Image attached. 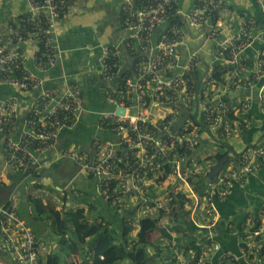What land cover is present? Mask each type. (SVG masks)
Here are the masks:
<instances>
[{"label": "built area", "instance_id": "1", "mask_svg": "<svg viewBox=\"0 0 264 264\" xmlns=\"http://www.w3.org/2000/svg\"><path fill=\"white\" fill-rule=\"evenodd\" d=\"M21 1L27 6L26 15L18 23L11 21L6 35L0 33V86L14 88L28 97L24 99L28 103L25 110L22 96L0 98L5 163V170L0 169V188L5 185L10 188L9 199L0 204V253L7 252L13 264H52L43 261L47 247L38 241L20 211L17 204L19 191L23 187L26 189L29 181H38L36 170L42 166L48 152L59 150L63 131L77 125L84 98L81 87L65 76L67 90L58 97L53 89L45 86L47 79L27 66L28 59H34L36 69L47 73L54 71L63 59V50L58 43L63 29L59 23L70 0ZM182 1L121 0L122 23L132 30L124 41L129 65L124 68L120 51L114 45L102 46L99 60L100 75L107 84L106 97L111 105V109L103 111L101 116L118 139L93 140L88 149L90 154L72 145L62 147L56 159L75 164L69 183L80 175L115 179L122 190L118 197L120 201L144 196L147 191L143 184L149 170L161 169L162 161L170 163L171 172L166 180L170 179L169 185L174 187L170 190L167 185L168 192L186 194L190 204L185 207L194 223L198 222L201 211H206L214 223L218 219L215 199H226L233 183L244 181L260 168L264 146L255 144L245 149L236 157L237 162L230 158L227 164L226 158L213 178L207 181L204 198L187 179L188 173L195 171L197 165L185 161L182 153L194 150L204 134H211L210 129L214 130L211 135L215 138L233 137L234 128L228 115L233 111L247 115L252 99L245 95L240 102L234 103L225 99L226 90H249L258 86L259 101L264 105V25L247 15L235 18L227 0H194L192 7H189L190 0L179 5ZM254 2L264 16V0ZM216 11L219 17L213 22L210 16ZM177 15L190 35L179 21L173 19ZM224 31L226 38L221 36ZM188 36L201 38L203 44L213 43L214 59L220 63L207 62L197 46L189 44ZM254 41L262 45L250 58L246 49ZM22 43H28L30 50H21L18 45ZM184 47L186 53L183 56L181 50ZM41 51L43 58L47 57L46 64L39 59L38 52ZM217 66L223 72L221 80L215 77ZM32 73L40 78L31 76ZM71 90L77 93L76 98L67 97ZM37 95H43L46 101L36 100ZM21 110L25 111V117L20 133L13 138L8 134L5 136ZM119 149L121 153H118ZM232 156L235 157L234 154L228 157ZM69 183L64 189L70 188L76 193ZM41 192L45 190L33 189L31 194L39 198ZM102 194L106 199L109 197L106 191ZM169 201L168 197L161 202L144 199L130 224L138 232L137 220L157 208L165 209ZM27 210L32 213L28 205ZM171 217L168 211L164 217L165 225H171ZM257 239L264 242V203L259 215L249 217L244 227L243 242L248 250H242L248 264H264L258 258L263 242L259 244ZM198 245H201L200 249L191 253L196 264H223L224 261L239 264V258L231 253L215 258L216 244L214 247L211 243ZM180 262L190 264L185 256H180ZM0 264L7 263L0 261Z\"/></svg>", "mask_w": 264, "mask_h": 264}, {"label": "crops", "instance_id": "2", "mask_svg": "<svg viewBox=\"0 0 264 264\" xmlns=\"http://www.w3.org/2000/svg\"><path fill=\"white\" fill-rule=\"evenodd\" d=\"M190 1L192 2L193 0ZM227 4L231 10V14L235 18L240 15H247L255 18L259 23L264 25V16L259 12L254 0H227ZM121 6V0H70L66 14L60 19L59 24L63 30L59 33L58 43L63 50V59L54 71L44 75L42 74V76L47 79L45 86L59 94H63L64 91L63 76L77 83L83 90L84 108L76 127L63 131L60 137L59 150L62 147L71 146L72 143L81 147L82 150H85L91 147L92 141L95 139L106 141L116 140V135L104 130L100 124L101 113L105 111V108L109 104L106 97L107 84L102 80L100 75L99 57L102 46L114 45L120 51L124 68L129 65L130 57L124 46V41L131 34L132 30L125 27L122 23ZM26 12L27 6L21 0H0V33L6 35L8 33V24L11 21L18 23L26 15ZM221 36L222 38H226V31ZM192 38L197 42L200 41L196 46L207 62H212L213 65L220 63L219 60L214 59L212 53L213 43L203 44L201 38ZM261 45L260 42L254 41L246 49L247 55L250 58L254 57ZM18 46L21 50H24L28 48L29 44L22 43ZM181 51L184 56L186 47L182 48ZM12 95H19V97L27 96V94L14 88L0 86V98ZM223 95L225 99L233 101L234 103L240 102L245 95L250 96L252 99L248 114L243 115V117L248 118L251 124L238 130L229 139L228 147L239 153L251 145L258 143L264 145V105L259 101L258 86H254L249 90L228 89ZM24 98L22 99L25 102L26 100ZM24 117L25 111L21 110V114L15 124V135L19 134L23 128ZM56 152H52L50 157L43 160L44 168L43 166L42 168L44 171L39 177L41 184L45 188L48 187L49 192L50 190H54L62 195L60 191H62L64 186L68 185L76 166L69 160H48L55 159ZM199 152L200 156H208L218 152H224V149L216 143V139H211L210 136L204 134L202 142L200 143ZM218 162L208 160L203 164L202 169L204 172L208 171L209 173L210 169ZM0 169L5 170L3 142L0 143ZM198 169L201 170V168ZM45 171L47 172L45 173ZM90 186H93L90 179L86 178L85 175L78 176L74 180V187L80 190V192L82 191V196L86 197L88 203L82 202L81 195L76 199L68 196L67 204L69 207H76L75 202L81 204L78 207H89V204H95L96 211L102 206H105L109 210L105 217L110 222L121 225L122 214L108 207L105 201L93 190L87 191L86 189ZM9 197L10 192L8 186L0 188V204L5 203ZM70 199L71 201H69ZM58 202L59 200L57 199ZM263 203L264 160L261 168L257 172L242 182L233 183L225 201L216 204L217 221L211 223L210 220L207 221L204 219L202 212L199 214L195 235L204 241L207 240L211 245H217V249L213 253L215 258L227 252L237 256L239 258V264H248L247 257L243 256L241 252L239 229L241 226L242 229L245 227L249 217H257L259 215ZM160 224H162L159 227L160 229L149 234V240L156 242L164 241L162 244H165L170 238L174 237L177 239V237L171 236L172 232L175 233L173 227L166 226L162 222ZM48 236L50 235L41 236V234L37 233V238L40 243H44L47 246L42 255V258L45 257V259L51 254V249L48 247V241L51 238ZM75 256L78 258L77 264H98L97 260L93 261L91 258H87V260L85 259L81 263L80 260L82 257L79 252L71 255L74 260H76ZM62 257L69 261V257L64 254H62ZM3 258L8 260V264H13L8 255L0 254V259ZM259 261L264 262V257H261ZM158 263L159 259L150 264Z\"/></svg>", "mask_w": 264, "mask_h": 264}, {"label": "trees", "instance_id": "3", "mask_svg": "<svg viewBox=\"0 0 264 264\" xmlns=\"http://www.w3.org/2000/svg\"><path fill=\"white\" fill-rule=\"evenodd\" d=\"M186 0H183L180 2L179 5H183V3ZM194 1V0H193ZM189 1V7L193 6L194 2ZM219 13L216 11L211 16L210 19L215 22L216 19H218ZM173 19L180 22V25L183 27L185 32H187V27L183 24V21L181 20L180 16H173ZM174 20H171V22H176ZM189 31V30H188ZM112 46V45H111ZM39 59L42 60L43 64H46L47 57L43 58L42 51L38 52ZM122 58V57H121ZM100 60V57H99ZM123 61V60H122ZM35 60L34 59H28L27 66L30 67L35 72L42 73L43 71H38L36 68V65H34ZM220 66H217L215 69V77L218 80H221L223 72L220 69ZM56 69V68H55ZM51 72V71H49ZM46 73V72H45ZM48 73V72H47ZM107 95V94H106ZM84 98V95H83ZM25 107H27L26 101ZM109 103V102H108ZM111 109V105L109 103V107L107 110ZM25 110V109H24ZM105 110V111H107ZM82 112V111H81ZM81 114V113H80ZM80 117V116H79ZM229 121L232 122V126L234 128L233 136L234 134L244 128L245 126H248L251 124V122L248 120V118L243 117L241 113H235L233 111L228 115ZM79 120V118H78ZM78 123V122H77ZM16 124V123H15ZM15 124L5 131V136L8 134L10 138L17 137V135L14 134ZM100 124L103 127L104 130H107L108 132L115 135L114 132H112V128L110 124L103 119L102 116H100ZM199 124V123H198ZM112 130V131H111ZM224 129H221L220 131H223ZM211 134L215 133L214 130L210 129ZM219 131L220 134H222ZM211 134H206L207 136H210L211 139H216V143L224 149V152H218L213 155H204L200 156L199 147L200 141L194 148V150L190 149L187 151V153L183 154V158L185 161H191L195 163L196 169L195 171H190L188 173V181L189 183L194 186L195 190L200 194L201 198H204L207 196V193L205 192V186L206 183L205 179L208 175V171L204 172L202 169L203 164L207 162L208 160L212 161H220L227 157L226 163L228 164V160L232 158L235 162H237L238 154L240 152L234 151L232 148L228 147L229 139H227L224 136H220L218 138H215ZM116 137V141H117ZM2 129L0 126V143L2 142ZM106 141V140H103ZM101 141V142H103ZM115 141V140H114ZM215 141V140H214ZM259 145L261 143H258ZM72 146H75L77 149L82 150L81 147L76 146V144L72 143ZM253 145L249 146L248 148H251ZM264 146V145H263ZM247 148V149H248ZM245 151V150H244ZM242 151V152H244ZM85 153H89L90 151L88 149H85ZM118 153H121V150H118ZM230 154H234L235 157H228ZM51 152H48L44 159H47L50 157ZM237 157V158H236ZM48 159V160H59L56 159ZM64 160V159H61ZM262 163L261 166L263 164ZM162 168H155L152 170H149V175H146V181L143 184L146 193L142 197H137L135 200H126V201H120L118 199L119 195L122 193V190L120 187H117V184L114 182L115 179H100L99 177H94L93 175H85L86 178L90 179L93 186H90L87 188V191L93 190L96 194H98L106 203V205L112 209H115L119 211L122 214V224L119 226H116L110 220L105 217L97 214L96 212H93V209H96L95 204H89V207H80L76 210L73 209V207H69V205L66 203L68 200V196L73 197V199L77 198L79 195H83L82 191L76 189V193L73 192H64L60 191L62 193L63 200V206L62 210H57L53 208L47 207L42 202V199L35 198L31 196V194H27L25 191H21L20 195L27 194L26 198L22 201L21 211L27 218L28 222L30 224L32 223H38V222H44L49 221L53 223V227L57 230L59 233V244L62 246L61 251L62 253L67 256L71 257L74 253H81V244L82 243H88V253H81L82 259L80 260L81 263L84 262V260L87 258H91L92 260L98 262V264H119L122 262H127L128 264H150L154 263L155 260L158 261V264H181L180 262V256H185L186 260L190 262V264H196V261L191 257V253L196 249L199 250L201 245H198L199 243H208L207 240H202L201 238L197 237L195 235V229L197 228V223H194V221L191 218L190 211L186 209L185 205L190 204L189 199L186 197V194H184L182 191H179L178 193L168 192V188L162 187V182H164L168 176V173L171 172V164L166 163L164 164L163 161ZM225 163V164H226ZM260 166V168H261ZM198 168H201L198 169ZM259 168V169H260ZM258 169V170H259ZM42 169H39L38 171L41 172ZM257 170V171H258ZM44 171V170H43ZM256 171V172H257ZM41 172L40 174H42ZM212 179V178H211ZM247 179V178H246ZM155 186H159L160 188H155ZM170 190L172 185H169ZM35 188H41V185L36 182L33 184V189ZM164 190V193L163 191ZM231 190V188H230ZM107 193L109 196L107 199L102 194L103 192ZM158 191V193H156ZM85 194V193H84ZM170 198V201L166 203L165 210L164 208H157L156 210H153L151 213H145L142 215L139 220V226L140 229L138 232L134 229V226L130 224L131 221H133L135 218L134 216L139 213V210L137 211L139 205L142 203L144 199L150 201L154 200L157 201H164V198ZM216 204L219 202L225 201L216 198ZM28 203L32 209L33 214L30 215L27 209H25V203ZM168 207V209H167ZM208 210V209H207ZM170 212V215L173 217V221L175 224H167L166 226L173 227V231L171 236H175L176 238H170L168 241H166L165 244L159 245V242L151 241L149 240L148 236L150 233L154 232L159 228L158 223L164 222V217L166 216L167 212ZM209 211V210H208ZM202 212V211H201ZM200 212V213H201ZM64 213V216H63ZM199 213V214H200ZM204 214V219L207 221H211L212 219L210 215L205 211L202 212ZM198 214V216H199ZM171 217V218H172ZM198 218V217H197ZM114 229H118L119 234H116ZM68 230L71 233V239H67L64 235V232ZM194 234V235H193ZM243 235H244V227L242 229V226L239 229V239L241 243V252L243 254L242 249L248 250V246L243 242ZM259 241V239H257ZM164 242V241H163ZM263 241H259V244ZM56 244V243H55ZM150 245H153L155 247V251L153 254H150L148 252V247ZM54 247L53 244H49L48 247ZM214 247V245H212ZM261 256L258 258L261 259L262 256H264V246L261 247ZM51 249V248H49ZM51 249V254L45 259L43 257V261L50 262L52 264H62L60 256L54 252ZM7 253V252H3ZM200 255V254H199ZM244 256V255H243ZM65 264H77V262L73 261H65ZM223 264H228L224 263Z\"/></svg>", "mask_w": 264, "mask_h": 264}, {"label": "rangeland", "instance_id": "4", "mask_svg": "<svg viewBox=\"0 0 264 264\" xmlns=\"http://www.w3.org/2000/svg\"><path fill=\"white\" fill-rule=\"evenodd\" d=\"M187 32H188V35H190V32L188 31V29H187ZM188 42H189V44L190 45H194V46H196V45H198L199 43H200V41H196L194 38H192L191 36H188ZM20 50V49H19ZM25 50V49H24ZM28 50H30V49H26V51H28ZM60 62H58V64H59ZM58 64L56 65V67L55 68H57V66H58ZM37 74L39 75V76H42V74L44 75V74H46V73H40V72H37ZM31 76H37L35 73H32V75ZM42 77H44V76H42ZM37 78H40V77H38L37 76ZM45 78V77H44ZM46 79V78H45ZM64 85H65V83H64ZM43 88H44V86H43ZM64 90H65V86H64ZM67 90V89H66ZM66 90H65V93H66ZM15 91V90H14ZM63 93H64V91H63ZM62 94L60 93H57V96L59 97V96H61ZM23 97H25L24 99H26V97L27 96H22V98ZM67 97H77V93L75 92V91H70V92H68V94H67ZM28 98V97H27ZM36 100H39V101H42V100H44L43 101V103L46 101V99H45V97L43 96V95H37L36 96V98H35ZM31 104V102H29V105ZM109 104V103H108ZM59 105V104H58ZM108 107H109V105H108ZM108 107L107 108H105V110L106 109H108ZM62 135V134H61ZM59 153H60V150H58L55 154H56V156H58L59 155ZM242 152H240V154H241ZM47 171H45V173H46ZM49 174V173H48ZM53 180V179H52ZM170 182H171V180L169 179V180H166V181H164V182H162V187L163 188H165L166 189V186L167 185H169L170 184ZM69 186L72 188L73 186H74V182H70L69 183ZM32 188V182L30 181L29 183H28V190L29 189H31ZM155 188H160L159 186H155ZM172 190H173V187L171 188ZM163 191V193H164V190H162ZM156 193H158V191H156ZM44 194H46L44 197H46V202H47V207H49V208H53V209H58V210H62V205H61V203H62V201L64 200V198L62 197V195L61 194H59V193H57V191H54V190H50V192L48 191V190H46L45 191V193ZM82 198H81V200H83L82 202L83 203H88V201H87V199H86V197H84V196H81ZM57 199L59 200V203H57ZM76 203V207H73V209L74 210H76V209H78V208H80V207H78V205H81V204H77V202H75ZM21 205H22V203H21ZM98 211V213H99V215H101V216H105L106 215V213L109 211L108 210V208L107 207H105V206H102L100 209H98L97 210ZM93 212H96V209H93ZM97 213V214H98ZM170 220V219H169ZM172 221H171V224H175V222L173 221V218L171 219ZM52 222V221H51ZM51 222H48V221H44V222H41V223H32V227L34 228V230L37 232V233H39V234H41V236L43 235V236H45V235H50V236H48V237H50L51 239H49V244H53L54 245V247H51V246H49V248H51L52 250H53V252L56 254H58L59 256H60V259H61V263L62 264H65V259H64V257H62V251H61V245L59 244V238H60V236H59V233L57 232V230L53 227V223H51ZM114 224V223H113ZM116 225V224H115ZM158 225H159V227H161L162 226V224H160V222L158 223ZM116 226H119V225H116ZM114 231H115V233L116 234H119V231H118V229H114ZM64 235H65V237L67 238V239H71L72 237H71V233L68 231V230H66L65 232H64ZM162 242L163 241H160V243H159V245H161L162 244ZM56 243V244H55ZM81 249H82V252L81 253H83V252H85V253H88V243H82L81 244ZM208 249V248H207ZM154 251H155V247L153 246V245H150L149 247H148V252L150 253V254H153L154 253ZM81 253H80V256H82L81 255ZM2 254H5L6 256L8 255L7 253H2ZM75 259L76 260H74L73 259V257H69V261H73V262H77L78 263V258L75 256ZM95 260V259H94ZM93 260V261H94ZM0 261L1 262H6L7 264H8V260L7 259H5V258H3V259H0ZM119 264H121V263H119ZM122 264H127V262L125 261L124 263H122Z\"/></svg>", "mask_w": 264, "mask_h": 264}, {"label": "clouds", "instance_id": "5", "mask_svg": "<svg viewBox=\"0 0 264 264\" xmlns=\"http://www.w3.org/2000/svg\"><path fill=\"white\" fill-rule=\"evenodd\" d=\"M76 127V126H75ZM74 127V128H75ZM73 128V129H74ZM66 130H69V129H66ZM65 131V130H64ZM44 160V159H43ZM42 166H43V163H42ZM42 166L40 167V168H38L37 170H36V173H35V175H37V178H39L38 179V183L40 184V185H42L41 184V179H40V177H39V175H40V173L41 172H43V168H44V166H43V168H42ZM42 168V170H41V172H39L38 170L39 169H41ZM30 182V181H29ZM28 182V183H29ZM32 182V181H31ZM36 183V182H35ZM33 182H32V188L31 189H29L28 190V185H27V187H26V189H25V187H23V188H21V190L19 191V194H20V192L21 191H25L27 194H31V192H32V190H33ZM5 186H9V185H5ZM4 187V186H3ZM65 187V186H64ZM2 188V187H1ZM9 188V187H8ZM10 189V188H9ZM35 189H37V188H35ZM39 189V188H38ZM40 189H43V190H48L49 191V188L48 187H43V185L41 186V188ZM62 191H64V192H72V190L69 188V189H62ZM10 192V191H9ZM45 192H41L40 194H39V198L40 199H42V202L45 204V205H47V202H46V197H44L46 194H44ZM27 194H23V195H20V198L18 199V202H17V204H18V206H19V208H20V211H21V203H22V201L26 198V196H27ZM31 196H32V194H31ZM36 198V197H35ZM69 201H71V199L69 200ZM68 202V200L66 201V203ZM72 202H73V200H72ZM59 203V202H58ZM62 206H63V201H62ZM27 205L28 206H30L27 202L25 203V209H27ZM31 207V206H30ZM32 208V207H31ZM58 210V209H57ZM21 213H22V211H21ZM23 214V213H22ZM33 214V209H32V213L30 214V215H32ZM24 215V214H23ZM63 216H64V213H63ZM24 217H25V215H24ZM25 219L27 220V218L25 217ZM28 221V220H27ZM49 222V221H48ZM29 224H30V222H28ZM38 223H40V222H38ZM31 225V227H32V224H30ZM33 228V227H32ZM33 230H34V228H33ZM35 231V230H34ZM35 234H36V237H37V232L35 231ZM38 239V238H37ZM39 241V240H38ZM40 242V241H39ZM44 244V243H43ZM45 245V244H44ZM46 246V245H45ZM47 247V246H46ZM0 254H2V253H0Z\"/></svg>", "mask_w": 264, "mask_h": 264}, {"label": "water", "instance_id": "6", "mask_svg": "<svg viewBox=\"0 0 264 264\" xmlns=\"http://www.w3.org/2000/svg\"><path fill=\"white\" fill-rule=\"evenodd\" d=\"M119 111H122V109H118ZM227 158V157H226ZM226 158L220 160L218 163H216L209 171L206 179H205V182H207L208 180H210L211 178H213V176L215 175V172L216 170L223 164V162L226 160Z\"/></svg>", "mask_w": 264, "mask_h": 264}]
</instances>
